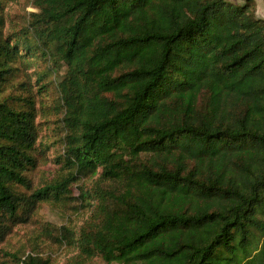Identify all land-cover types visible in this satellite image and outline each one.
Listing matches in <instances>:
<instances>
[{"label": "trees", "instance_id": "16d2710c", "mask_svg": "<svg viewBox=\"0 0 264 264\" xmlns=\"http://www.w3.org/2000/svg\"><path fill=\"white\" fill-rule=\"evenodd\" d=\"M14 1L0 0V244L49 204L87 215L47 225L66 264H264L254 1L31 0L22 25Z\"/></svg>", "mask_w": 264, "mask_h": 264}, {"label": "rangeland", "instance_id": "374dc122", "mask_svg": "<svg viewBox=\"0 0 264 264\" xmlns=\"http://www.w3.org/2000/svg\"><path fill=\"white\" fill-rule=\"evenodd\" d=\"M235 4H244L247 0H227ZM256 16L264 19V0H253ZM31 0H16L8 4L7 12L9 18L16 24L22 25L28 13L34 9L30 5ZM34 71V70H33ZM53 176L52 166L48 163H42L39 169L32 174L33 182L38 187L43 182ZM87 215L84 211L76 213L73 209L57 208L53 205L43 204L39 207L37 214L32 221L15 228L14 232L8 235L4 242L0 244V255L9 253L30 254L36 250L43 258H51L53 264H66V262L75 255L72 249L66 246L61 247L54 237L48 233L47 225L51 230L61 226L80 227ZM3 252L1 253V251ZM3 259L2 256L0 260ZM93 264H105L97 259Z\"/></svg>", "mask_w": 264, "mask_h": 264}]
</instances>
